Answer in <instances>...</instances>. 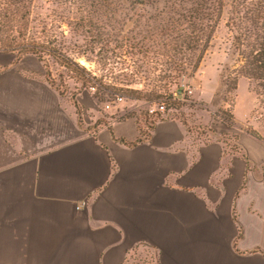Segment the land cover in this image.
I'll return each instance as SVG.
<instances>
[{"label":"crops","instance_id":"1","mask_svg":"<svg viewBox=\"0 0 264 264\" xmlns=\"http://www.w3.org/2000/svg\"><path fill=\"white\" fill-rule=\"evenodd\" d=\"M13 61L0 69V264H264V141L224 124L205 142L171 116L144 138L140 113L80 124L41 70ZM231 131L239 151L223 153Z\"/></svg>","mask_w":264,"mask_h":264},{"label":"trees","instance_id":"2","mask_svg":"<svg viewBox=\"0 0 264 264\" xmlns=\"http://www.w3.org/2000/svg\"><path fill=\"white\" fill-rule=\"evenodd\" d=\"M45 3L52 7L46 8L49 12L41 19L39 11ZM224 9V0H0V50L15 54L11 65L34 56L42 66L44 80L58 95L69 96L77 112L81 106L77 95L89 86L95 87L93 95L99 101L115 95L113 86L118 85L135 101L170 98L168 92L176 80L186 71L194 72L211 47ZM36 17L40 31L31 27ZM224 26L236 40L234 47L241 64L231 73L223 72V93L234 94L238 78H246L255 93V109L262 111L264 0H230ZM70 32L84 38L85 49L77 50L76 45L63 42ZM97 46L96 54L108 50L107 60L118 64L123 59L125 65L116 68H131L134 75L122 72L107 81L95 79L74 55L88 59L87 52H94ZM91 80L93 84L87 86ZM141 83V88L135 86ZM170 116L180 120L198 140L206 142L210 133L216 135L210 126L189 122L191 115L168 105L164 115L137 117L141 136L148 137L155 120ZM247 133L262 140L257 130ZM217 136L224 142L223 153L239 151L237 133Z\"/></svg>","mask_w":264,"mask_h":264},{"label":"rangeland","instance_id":"3","mask_svg":"<svg viewBox=\"0 0 264 264\" xmlns=\"http://www.w3.org/2000/svg\"><path fill=\"white\" fill-rule=\"evenodd\" d=\"M225 9L219 20L218 31L216 32L212 42L211 47L208 48L206 54L203 55L202 61L199 63L198 67L194 72L186 71L176 80V84L172 86L168 93L173 91L177 92V87L180 80H184V83L190 88V93L188 94H176L175 96L171 94L170 98H159L154 99L157 101H165L166 105H172L177 108L179 113H186L191 115L189 122H194L201 125H214L218 130H222V125L225 122L227 125L232 126L236 131L247 132V130H257L259 135L262 137L261 141H264V110L255 109V93L252 88V84L243 77L238 78L237 89L234 94L232 92L223 93L224 80L222 78L223 72L229 71L230 73L237 68L241 62H239V56L234 47L236 40L232 33H230L224 26V21L226 19L229 2L230 0H224ZM51 5L45 3L43 10H35L40 12L41 19H44L45 15L49 12L46 8L51 9ZM34 17V14H32ZM39 19L36 17L31 23V27L35 31H40V26H36ZM49 22V19H47ZM65 27V26H64ZM69 31L68 28H66ZM63 42L67 46L73 47L76 45L77 50H83L86 47V41L84 38L77 37L74 33H69L63 39ZM106 49H109L106 48ZM97 49L94 52H87L88 59L84 56L77 58L79 64L83 65L85 69L90 71L95 79L104 80L110 76L116 75L118 73L133 74L134 70L131 68H123V70L117 69L120 67L124 60L121 59V63L113 64L110 60H107L108 50L97 53ZM15 58V54L10 52H4L0 50V69L6 67V63ZM122 65H125L122 64ZM131 65V64H130ZM21 73L31 74L34 76H39V71L41 70L43 75L44 71L41 64L36 60L34 56H25L20 60L18 66ZM117 67V68H116ZM54 69L57 66H53ZM131 70L133 72H131ZM2 73V74H1ZM155 73H162V71H157ZM8 74V71L0 72V80L3 75ZM134 75V74H133ZM103 80V79H102ZM110 82H112L110 80ZM93 80L87 84V86L92 85ZM177 85V86H176ZM137 88L142 87L141 84L135 85ZM73 85L71 84V88ZM91 87V86H89ZM89 87L84 89L83 92L87 96L84 101L82 100L81 94L79 99L83 102L77 112L78 122L80 124H85V122L90 121L89 125H99L105 123L108 119H112L116 116L124 114H143L147 108V102L154 101H144V100H132L127 98L126 95L129 93L124 87L113 86L115 88L114 92L116 94H121L124 99L118 104L112 105L111 108H104L106 101H110L115 95L111 94L105 101H99L94 97L93 92L89 90ZM120 89V90H118ZM72 91V90H71ZM77 95V96H78ZM66 100H71L69 96H65ZM78 99H76L77 101ZM80 105V104H79ZM117 106L118 111L111 115L114 107ZM86 107V109H85ZM145 114V113H144ZM88 124V123H87ZM216 129V130H217ZM217 130V131H218ZM138 260H142L143 263L147 261L146 256L136 255Z\"/></svg>","mask_w":264,"mask_h":264},{"label":"built area","instance_id":"4","mask_svg":"<svg viewBox=\"0 0 264 264\" xmlns=\"http://www.w3.org/2000/svg\"><path fill=\"white\" fill-rule=\"evenodd\" d=\"M89 90L94 93L95 87H89ZM190 93V88L187 86V84L184 83V80H180L179 85L177 87V92L173 91L171 94L172 96L176 94H188ZM124 99V96L121 94H115L114 98L110 101H106L104 104V108H111L112 105H116L119 102H121ZM167 109V105L165 101H149L147 102V108L145 110L146 115H154V114H160L164 115L165 111ZM87 199H80L75 203V209L79 210L87 206Z\"/></svg>","mask_w":264,"mask_h":264}]
</instances>
